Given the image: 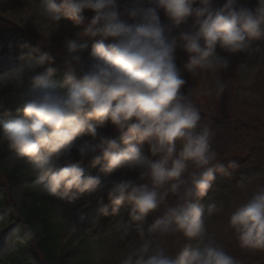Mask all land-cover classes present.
<instances>
[{"label": "clouds", "instance_id": "1", "mask_svg": "<svg viewBox=\"0 0 264 264\" xmlns=\"http://www.w3.org/2000/svg\"><path fill=\"white\" fill-rule=\"evenodd\" d=\"M86 10L93 13L90 18ZM39 13L57 27L61 18L84 27L64 42L63 80L55 82L50 67L32 75L33 87L15 100L21 117L0 120V145L28 166L31 187L60 198L73 191L106 195L111 207L101 208L103 215H116L127 203L125 235L134 228L142 242L120 264H240L209 235L205 216L220 208L195 202L207 194L217 173L228 170L212 147V128L201 123L199 110L182 91L187 81L176 50L187 56V73L227 70L231 56L249 53L253 41L264 40V0H256L253 8L238 0L218 7L216 0H42ZM80 36L98 38L87 56ZM53 59L44 54L29 67L42 68ZM24 78V68L0 74V88ZM106 124L121 132L119 144L98 133ZM83 135L89 139L76 143ZM143 144L152 158L142 153ZM73 153L101 165L106 174L138 173L135 179L102 182L70 163ZM162 206L163 213L145 228ZM229 227L242 248L264 250V187L232 211ZM14 232L22 244L37 238L29 224ZM146 233H179L195 244L170 256L144 238Z\"/></svg>", "mask_w": 264, "mask_h": 264}, {"label": "trees", "instance_id": "2", "mask_svg": "<svg viewBox=\"0 0 264 264\" xmlns=\"http://www.w3.org/2000/svg\"><path fill=\"white\" fill-rule=\"evenodd\" d=\"M224 0H216V6H221ZM242 4L247 7L253 8L256 6V0H240ZM59 2V0H57ZM92 12L86 10L84 15L86 18L92 16ZM160 18L162 22H167L166 17L163 12H160ZM71 26L78 27L80 33L83 31V25H76L73 21L68 19ZM191 23V21L189 22ZM185 26H182V28ZM175 34V33H174ZM77 36V35H76ZM73 34H68L60 37L48 36L34 31L28 25L22 24L18 19L14 17H9L0 14V44L1 53H5L9 45H11L13 51L24 57L32 58V65L35 64L36 60L44 54H48L53 57V62L46 64L42 68L30 69L25 72V78L22 83H12L3 88H0V103L3 104L4 108H0V120H9L21 117L22 113L17 111L15 106V100L19 92H23L31 88L33 85L31 83L30 77L37 73H41L45 68H53L54 75L52 79L59 83L63 80L65 75V68L62 63V56L64 54V42L66 39L76 38ZM98 38H90L88 36H80L78 43L84 44L86 49L91 50L92 45ZM261 53H264V40H260ZM187 59L184 53L183 63ZM200 71V70H198ZM197 73V72H196ZM193 74V73H190ZM212 84L219 82L217 85L220 91L221 86H223V91L221 94L228 100V102L235 106L237 104L239 89L242 85V79L240 74V66L238 60H230L229 67L225 71L211 72ZM198 75V74H197ZM189 80V79H187ZM249 91L257 95L258 101H256L259 109L262 111L260 114L254 115V117L245 118L242 114L241 116L234 114L221 115V112L216 111L208 104L202 110L199 108L197 103L192 101L194 105L200 112L201 123L208 124L214 132L213 139L217 140L220 135L219 132L228 134L230 137V142L222 146L215 147L212 143L213 149L218 153V158L221 160L220 163L228 170V174H216V178L212 183V186L208 190L207 194L198 199L195 202H200L202 206L208 202V200L215 199V197H223L225 202L223 203L222 210L228 208L226 204V193H217L224 186L225 180L229 178L246 179L250 175L256 176L258 179L256 190L250 195H248L242 203L246 202L259 188L264 187V69H258L249 84ZM191 99V98H190ZM244 118V119H243ZM240 127V128H239ZM241 129V130H239ZM104 136H109L110 139H115L118 137L120 139L121 132L115 129L111 124H106L104 130L102 131ZM214 140V141H215ZM240 143H245V151L237 155L232 154L237 145ZM142 153L145 156L151 157L149 153V147L147 144L140 146ZM11 154L7 149L6 145H0V210L8 211L7 222L8 225L12 226L15 224H29L32 225L37 230V238L29 243H19L16 237L20 233H15L14 237L16 240V249L7 254V260L9 264H24L26 261H31L33 264H90L86 260L82 259L76 263H68L67 255L72 249H59V229L56 228V224L52 221V215L55 211L54 205L49 202V198L46 194L33 191L30 184L26 187V192L28 193V198L26 201L22 202L20 206L16 205L13 201L12 191L13 188L20 182V180L25 175L24 166L25 163L16 165L13 168H5L3 162L5 158ZM72 164L76 165H86L89 168L87 176H92L93 165L88 159L81 160L76 158ZM230 164H235V167H229ZM138 172V170H134ZM137 174L134 176L136 178ZM124 178V177H122ZM134 179V178H133ZM141 183L147 182V178ZM32 189V191H31ZM173 201V198H169V203ZM241 203V204H242ZM99 210L105 206L111 207V202L106 195L98 196L93 201L92 204L86 207L85 211L91 210V208L98 207ZM240 205V204H239ZM123 206L124 209H121ZM119 212L116 215H103L100 213L97 216V225H105L115 221V219L120 218L122 215L123 221L125 222V227L130 223L129 220V205L126 203L122 205ZM164 211L162 206L156 212L152 213L146 220L144 227L147 228L149 224ZM130 237L133 240L134 248L137 247L141 242L142 238L138 235L134 228H130L127 235L124 238ZM146 239H152L154 244H160L170 256H175L181 248L188 246L192 247V241L185 240L182 234L179 233H168V234H155L149 236L145 234ZM223 249L231 256L236 258L240 264H264L263 258L255 259L249 263H245L246 252L254 249L242 248L239 244L237 236L226 240L221 246ZM122 260V259H121ZM120 261H109L114 262V264H120ZM110 264V263H109Z\"/></svg>", "mask_w": 264, "mask_h": 264}, {"label": "rangeland", "instance_id": "3", "mask_svg": "<svg viewBox=\"0 0 264 264\" xmlns=\"http://www.w3.org/2000/svg\"><path fill=\"white\" fill-rule=\"evenodd\" d=\"M41 3L42 0H0V14L14 17L22 24L28 25L34 31L48 36L59 35L62 37L68 34L76 36L77 33H80L78 27L71 26L73 24H69L67 18H61L59 26L57 27L55 22L42 17L39 13ZM223 3L224 1L222 4ZM238 3L242 4L240 0H238ZM6 50L5 53L0 52V74L17 68H24L25 72L30 69L29 66L33 63L31 57H24L16 54L11 45H9ZM260 50L261 44L259 41H253L252 49L249 53H238L230 57V60H238L242 79V85L239 89L238 99L236 101L237 104L232 106L224 95L221 94V91L218 90L217 85H219V82L217 81L215 84H212L211 72L200 70L197 71V73L190 74L183 70L184 51L178 48L176 50V63L178 68L181 69L182 76L187 81L182 91L187 93L191 100L197 103L202 110L205 108V105L208 104L216 111L218 110L221 112V115H233L235 111V115L237 116H241L242 114L245 118H250L254 117L256 114L262 113L259 109L260 107L256 104V101H258L257 95L249 91V84L254 73L260 68L264 69V53H261ZM88 52H90V50L85 49L84 55L87 56ZM217 52L224 55L220 49H217ZM104 128L105 127L99 128L98 133L104 135L102 133ZM219 133L220 135L217 140L212 139V143H215V147L228 144L232 136L223 132ZM107 137L109 138V136ZM87 139H89V137L86 135L80 136L77 138L76 143L83 142ZM113 140L118 144L120 143L118 137ZM246 146L245 143H240L231 152L237 155L244 152ZM76 158L79 157L73 153L70 163H73ZM19 164H22V162L16 160L12 153L9 154L3 162V166L8 169ZM77 166L84 170L85 176L88 175V166ZM24 170V177L12 191L13 201L18 206L27 200L28 193L26 192V187L30 184V181L34 179V177L30 175L26 164ZM137 173L136 171H118L112 174H106L101 171V165L93 166L92 169V176L99 178L102 182L122 177L135 179L134 176ZM256 176L250 175L246 179L243 178L239 180H236V178L225 180L222 189L219 192L217 191V193H226V204L228 208L224 209V211L222 208L225 199L221 196L220 198H211L205 204L204 207L206 208L209 203L215 202L218 208H220V211L215 214L205 216L209 235L219 246H222L226 240L236 236L229 227V216L249 194L251 195L256 190L258 183ZM33 191L38 192L34 189ZM0 193H2L1 189ZM102 195L103 194L96 195L89 193L76 194L74 191L69 197L64 198L46 195L49 198V202L55 207L52 221L56 224V228L59 229V249L63 251L74 247L67 255L68 263H76L84 259L90 264H114V262L109 261H120L134 248L132 238H124L125 231L123 224L125 222L122 219L124 215L111 223L97 225V216L100 213L99 205L98 207L91 208L89 211H85L86 207L91 205L96 197ZM73 196L75 198H72ZM197 203L201 204L199 201ZM121 209H124L123 206ZM7 213L8 211L0 210V264H9L6 255L13 252L17 247L14 237L16 232H14V230L17 229L19 224L9 226L6 220ZM194 244L195 242L192 241V246H194ZM259 258H263L264 260V250H250L246 252L245 263ZM24 264H33V262L26 261Z\"/></svg>", "mask_w": 264, "mask_h": 264}]
</instances>
